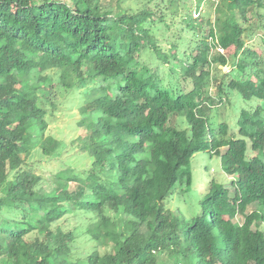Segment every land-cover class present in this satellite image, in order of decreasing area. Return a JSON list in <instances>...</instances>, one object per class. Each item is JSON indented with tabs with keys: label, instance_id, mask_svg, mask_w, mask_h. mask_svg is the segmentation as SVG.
Instances as JSON below:
<instances>
[{
	"label": "trees",
	"instance_id": "16d2710c",
	"mask_svg": "<svg viewBox=\"0 0 264 264\" xmlns=\"http://www.w3.org/2000/svg\"><path fill=\"white\" fill-rule=\"evenodd\" d=\"M122 1L0 0V264H264V0ZM71 106L76 152L43 175ZM199 152L232 190L211 178L186 220L164 201Z\"/></svg>",
	"mask_w": 264,
	"mask_h": 264
},
{
	"label": "rangeland",
	"instance_id": "374dc122",
	"mask_svg": "<svg viewBox=\"0 0 264 264\" xmlns=\"http://www.w3.org/2000/svg\"><path fill=\"white\" fill-rule=\"evenodd\" d=\"M142 1L145 0H123L122 3L125 7L131 8V11H137L139 8L143 7ZM209 0H206V2ZM156 0H152L149 4L150 7L155 5ZM202 5L203 13H208L211 10L210 3ZM184 6L181 7V13L187 10L186 2H182ZM194 4L192 9H194ZM201 9V8H200ZM175 32L174 28H171L169 31L159 33V37L162 39V43L167 45L164 40L170 39L171 33ZM145 58L149 56L147 54L143 55ZM219 68L222 72H228L231 68L229 65H220ZM248 103L236 104L235 102L230 104H222L218 107H215L212 111V115L215 117L216 121L226 120L231 123L234 117L238 116L240 110L245 107L248 108ZM68 110L64 108L62 111L56 113L55 117L50 118L49 125L46 130L47 134H52L62 141L65 145L66 151L63 152L62 156L59 158H54L49 161H44L42 169L39 170L43 175L48 176L49 173L53 170L60 168V160L76 152L74 148L70 147L71 141L76 139L84 130L83 128H78L75 123L77 121V114L74 106H71ZM238 114V115H237ZM234 122L230 125L234 127ZM181 126L184 127L185 123L180 122ZM40 158L39 154L35 153L30 161L38 160ZM74 161L78 160V157L73 159ZM191 173H192V182L190 190L187 192H180V189L175 187L173 193L164 201V207L171 210L172 212L179 214L184 219L189 220L192 216H195L199 213V198L201 191L206 186L211 178H214L215 183H223L230 190L232 186L230 185L231 177L226 175L221 167L220 160L215 155L209 156L207 152H199L195 154L190 161ZM62 168V167H61ZM45 189H50L48 185L44 186ZM255 207V204H252L247 207V210L250 211ZM73 224V221H70V226ZM264 229V224L260 225ZM95 242L87 239L85 236H80L77 239L76 245L78 246L79 251H88L94 246ZM158 262L161 264H171L172 261L169 258H166V255L159 257ZM190 264H198L195 259L190 260Z\"/></svg>",
	"mask_w": 264,
	"mask_h": 264
},
{
	"label": "built area",
	"instance_id": "2783aa9c",
	"mask_svg": "<svg viewBox=\"0 0 264 264\" xmlns=\"http://www.w3.org/2000/svg\"><path fill=\"white\" fill-rule=\"evenodd\" d=\"M217 50L219 51V52H221V53H223V48L222 47H220L219 45L217 46ZM174 264V263H173ZM175 264H182V263H175Z\"/></svg>",
	"mask_w": 264,
	"mask_h": 264
}]
</instances>
